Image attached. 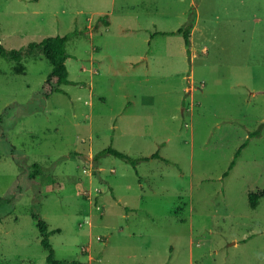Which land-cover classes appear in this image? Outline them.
I'll return each mask as SVG.
<instances>
[{
	"label": "rangeland",
	"instance_id": "374dc122",
	"mask_svg": "<svg viewBox=\"0 0 264 264\" xmlns=\"http://www.w3.org/2000/svg\"><path fill=\"white\" fill-rule=\"evenodd\" d=\"M68 34L47 99L0 57V264H47L32 214L64 264H264V0H0L5 49Z\"/></svg>",
	"mask_w": 264,
	"mask_h": 264
},
{
	"label": "trees",
	"instance_id": "16d2710c",
	"mask_svg": "<svg viewBox=\"0 0 264 264\" xmlns=\"http://www.w3.org/2000/svg\"><path fill=\"white\" fill-rule=\"evenodd\" d=\"M191 23L186 22L185 25L177 29L176 31H165V32H154L149 36L148 46H150V42L158 36L166 37V36H174L180 35L183 38L184 47L189 52L190 47V31H191ZM71 37V34L65 36H48L43 38L38 43H29L25 48L19 50H7L3 47L0 41V57L10 62H19L23 57L32 56L35 53H41L45 59L51 65V70L47 74L44 82L41 85V96L45 99L51 97L54 93H62L61 86L68 85V71L66 67L67 60L70 59V54L66 50V43L68 39ZM262 129V125H260L256 130L249 133L247 140H245L239 148L235 151L233 159L231 160L228 172L233 169L236 165V161L239 158L243 149L246 148L248 144V140L260 135ZM109 155L115 157L117 159L123 160L130 164L134 169L140 163H145L150 160H161L167 162L159 156L158 153H154L149 157L142 158H131L112 147H106L103 149L98 156ZM40 173L38 165L32 166V173L29 178V182L35 186L36 176ZM228 173L225 174L227 176ZM263 193H249L248 194V204L251 209H256L259 203V199L263 196ZM32 220L36 224V228L38 234L40 236V245L47 252L46 263L47 264H64L62 261L55 259L54 250L49 243V237L59 233V230H49L45 221L40 219L37 215H31Z\"/></svg>",
	"mask_w": 264,
	"mask_h": 264
}]
</instances>
